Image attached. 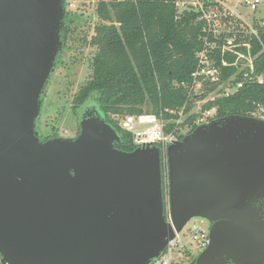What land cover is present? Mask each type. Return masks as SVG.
Here are the masks:
<instances>
[{"label":"water","instance_id":"water-1","mask_svg":"<svg viewBox=\"0 0 264 264\" xmlns=\"http://www.w3.org/2000/svg\"><path fill=\"white\" fill-rule=\"evenodd\" d=\"M66 0H0L2 264H150L191 220L210 244L194 264H264V120L199 125L167 150L124 152L91 99L80 134L45 142L42 98L57 69Z\"/></svg>","mask_w":264,"mask_h":264},{"label":"trees","instance_id":"trees-1","mask_svg":"<svg viewBox=\"0 0 264 264\" xmlns=\"http://www.w3.org/2000/svg\"><path fill=\"white\" fill-rule=\"evenodd\" d=\"M177 2L110 0L97 7V15L104 23L96 26L91 42L96 48L92 74L75 93L73 103L76 113L88 100L96 103L107 122L118 131L121 142L115 143V148L121 151L132 152L137 147L132 135L122 131L115 118L163 113L170 120L178 118L186 102V91L177 84L188 81L196 67V53L203 48V23L194 11L179 13ZM65 28L66 20L61 33L64 43L67 34H71ZM259 35L264 46V28ZM252 54L255 78L264 77V52L255 41ZM226 59L233 61L230 56ZM235 74V68L224 70V78ZM242 80L244 85L236 94L209 103L207 108L217 107L219 118L255 117L259 107L264 109V83L246 80L243 75L237 76L234 83ZM194 120L195 117L188 119L189 133L198 127ZM194 263L193 260L191 264Z\"/></svg>","mask_w":264,"mask_h":264},{"label":"built area","instance_id":"built-area-1","mask_svg":"<svg viewBox=\"0 0 264 264\" xmlns=\"http://www.w3.org/2000/svg\"><path fill=\"white\" fill-rule=\"evenodd\" d=\"M261 5H264V0H243L235 8L227 6L223 0H180L176 3L178 11H194L199 14V21L203 23V48L196 53V67L188 81L177 84L187 94L178 118L168 120L163 113H160L159 115H128L117 120L118 127L132 135L133 144L137 148L160 149L162 171L163 173L164 170L166 171L167 183V150L173 142L181 140V137L189 133L191 127L188 119L195 117L196 126L214 119L217 115V107L206 110L207 105L236 94L244 85L243 80L234 83L239 75H243L246 80L254 79L257 83H264L263 76L256 78L254 76L255 58L252 54L254 41L262 46L264 52L259 35V30L264 28V17H260L264 7L261 8ZM228 56L233 58L232 62L226 59ZM226 68H235L236 74L224 78ZM200 105H202L200 111L195 110L190 114L192 106ZM188 108L191 110L187 112ZM257 112L264 114V109L259 107ZM170 114L173 115L174 111H170ZM184 229L176 233L175 238L150 264H179L178 261L184 256L188 245L202 252L208 248L210 244L208 228L193 224L188 230L186 241L183 239ZM0 264H2L1 255Z\"/></svg>","mask_w":264,"mask_h":264},{"label":"rangeland","instance_id":"rangeland-1","mask_svg":"<svg viewBox=\"0 0 264 264\" xmlns=\"http://www.w3.org/2000/svg\"><path fill=\"white\" fill-rule=\"evenodd\" d=\"M108 1L110 0H66V6L70 13L69 17L65 19V29L71 30V34H67L65 37L64 47L58 58L56 72L53 74L46 93L42 98L41 113L37 123L39 125L38 130L44 136L72 138L80 130L73 99L80 86L92 74V61L96 48L91 45V42L95 36L96 26L104 23L97 15V7L101 2ZM223 1L227 6L235 8L243 0ZM263 7L264 5H261V8ZM239 10L247 12V10L242 8H239ZM179 13L183 12L179 11ZM260 17H264V12ZM206 108L204 107V109ZM201 109L202 105L192 106L190 114L195 110L200 111ZM123 117L115 118V123H117V120L123 119ZM255 117L264 120V114L260 112H256ZM112 119L114 118L112 117ZM165 173L166 171L164 170L163 188L168 208V183L165 179ZM193 224H198L204 228L209 226L203 219L196 218L191 220L183 232L185 241L188 238V230ZM201 252V250L188 245L184 256L180 258L178 263L191 264L197 254Z\"/></svg>","mask_w":264,"mask_h":264},{"label":"flooded vegetation","instance_id":"flooded-vegetation-1","mask_svg":"<svg viewBox=\"0 0 264 264\" xmlns=\"http://www.w3.org/2000/svg\"><path fill=\"white\" fill-rule=\"evenodd\" d=\"M218 119H222V118H219L218 115H216L214 119H212V120H210V121H208V122H206V123H209V122H211V121H213V120H218ZM38 127H39V125L37 126V130H38ZM38 131H39V130H38ZM39 134H40V136H39V137H40V140H41L42 142H45V141H47L48 139H52V137L42 135L41 131H39ZM79 134H80V130H78L77 134H76L74 137H72V138H76V137H78ZM57 137H61V136H57ZM54 138H56V137H54ZM262 203L264 204V200L262 201Z\"/></svg>","mask_w":264,"mask_h":264}]
</instances>
